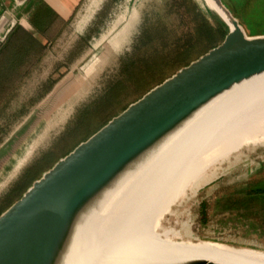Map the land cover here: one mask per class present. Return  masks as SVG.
Returning <instances> with one entry per match:
<instances>
[{"label": "rangeland", "instance_id": "obj_1", "mask_svg": "<svg viewBox=\"0 0 264 264\" xmlns=\"http://www.w3.org/2000/svg\"><path fill=\"white\" fill-rule=\"evenodd\" d=\"M224 1L240 18H251L245 20L255 28L253 33L235 15L248 35L264 34V0L248 1L244 12L234 1ZM215 14L205 0H86L59 39L64 24L46 30L45 44L15 24L0 40V181L15 157L24 155L39 137L44 140L35 145L4 192L7 195L2 193L0 210L130 103L218 45ZM84 16V26L77 28L76 20ZM203 19L210 34L198 30ZM127 24L126 39L103 62L88 88L56 110L58 86L100 58ZM11 152L15 157L10 158ZM214 173L171 204L162 227L183 233L184 222L192 239L264 251V206H243L240 200L264 197V143L242 145L217 163Z\"/></svg>", "mask_w": 264, "mask_h": 264}, {"label": "water", "instance_id": "obj_2", "mask_svg": "<svg viewBox=\"0 0 264 264\" xmlns=\"http://www.w3.org/2000/svg\"><path fill=\"white\" fill-rule=\"evenodd\" d=\"M13 1L22 4L26 0ZM213 2L226 18L208 7L228 27L218 45L113 116L0 213V264H67L91 202L131 163L199 108L235 85L264 74V34L248 35L222 0ZM14 25L15 20L4 11L0 40ZM184 264L219 263L199 259Z\"/></svg>", "mask_w": 264, "mask_h": 264}, {"label": "bare ground", "instance_id": "obj_3", "mask_svg": "<svg viewBox=\"0 0 264 264\" xmlns=\"http://www.w3.org/2000/svg\"><path fill=\"white\" fill-rule=\"evenodd\" d=\"M205 1L226 18L213 0ZM108 47L106 59L119 45ZM249 142L264 143V74L199 108L131 163L91 202L67 264H264V251L192 239L184 222L183 233L161 225L173 202Z\"/></svg>", "mask_w": 264, "mask_h": 264}, {"label": "crops", "instance_id": "obj_4", "mask_svg": "<svg viewBox=\"0 0 264 264\" xmlns=\"http://www.w3.org/2000/svg\"><path fill=\"white\" fill-rule=\"evenodd\" d=\"M84 1L86 0H26L22 4H17L13 0H0V17L4 11H7L11 16V19L15 20V24L20 25V27L24 28L26 31L32 32V35L34 37L37 36L38 38L39 36L38 40H40V43L45 44L47 42V39L44 37V33L46 32V30L52 29L53 27L58 25H61V28H63V24H64L65 26L63 31L57 37L59 39L61 35L64 34V31L70 26V24L74 23L77 13L81 5L84 3ZM25 6H28V9L26 11H23L22 9ZM36 12H37V19L34 18V13ZM51 16H53V22H51ZM8 19H10V17ZM85 21H86V16H84L79 20L77 19L76 27L82 28L85 24ZM127 27L128 24L121 30L120 33H118L111 41H109V43L106 46H108L109 44L120 45L124 41V39H126L127 30L125 29H127ZM106 50L104 52H106ZM104 52L100 58H98L92 63H88L83 68V72L79 74L76 78L70 76L68 80H66L61 85L58 86L56 98L54 100V107L56 110L62 106L63 101L70 100L71 101L70 103L74 102L75 98H71L69 95H73L77 93L79 94L78 98L82 95L83 87L85 86L86 88L90 84V82L86 81V79L84 80V78H88V79H90L91 77L93 78L94 72L95 71L98 72L99 69L103 66V64L102 66H100V64L105 62L106 60V58L104 59L102 58L104 56ZM109 58L110 57H108L107 59ZM65 111H63L62 113H65ZM50 124L52 123L50 122ZM43 137H39L38 140L35 141L34 144H32V147H28L24 155L20 157L18 156L15 157L14 156L15 153L11 152L10 158L15 157L16 159H14V162L10 170L4 174L5 177H3V180L0 181V200L3 194H5L4 192L9 190V188L13 184L14 178L17 176L18 171L29 158L35 145L38 144L40 141L44 140ZM6 195L7 194H5L4 196ZM240 200L244 202L243 206L244 205L245 206L248 205L251 207L264 206V197H244L241 198ZM247 210H243L242 214H246ZM257 211H259V209H257Z\"/></svg>", "mask_w": 264, "mask_h": 264}, {"label": "trees", "instance_id": "obj_5", "mask_svg": "<svg viewBox=\"0 0 264 264\" xmlns=\"http://www.w3.org/2000/svg\"><path fill=\"white\" fill-rule=\"evenodd\" d=\"M232 1H234L235 3H237L236 4V6L238 5V7L240 8V11L241 12H244L243 11V7H244V5H246V3H248V1H251V0H232ZM223 2L230 8V10L234 13V15H236V16H238L237 14H236V12H235V9H233V8H231L224 0H223ZM253 3H255V0H253ZM194 7V6H193ZM239 12V11H238ZM241 16H242V14L241 13H239ZM244 15H245V13H244ZM215 16H216V20L218 21V23H219V31H220V37H221V41L223 40V38H224V36H225V34L227 33V31H228V27H227V25L219 18V16L217 15V14H215ZM34 18L35 19H37V12L36 13H34ZM238 18H239V20H240V22L241 23H243L244 22V24L246 25V27H247V30L250 32V33H253L254 31L253 30H255V28L254 27H250L249 28V26L246 24V20L247 21H250L251 20V18L250 17H246L245 19L243 18V16L240 18V16H238ZM51 22H53V16H51ZM18 28H20V27H18ZM198 30H199V32L200 33H204V35L205 34H210V26H209V24L207 23V21L206 20H201L200 21V23L198 24ZM21 29V28H20ZM18 29H16L15 31H17ZM15 31L11 34V35H13L14 33H15ZM10 35V36H11ZM13 37V36H12ZM10 44V43H9ZM214 47V46H213ZM8 206V204L6 205V207ZM5 207V208H6ZM4 208V209H5ZM4 209H1L0 210V213H1V211L2 210H4Z\"/></svg>", "mask_w": 264, "mask_h": 264}]
</instances>
